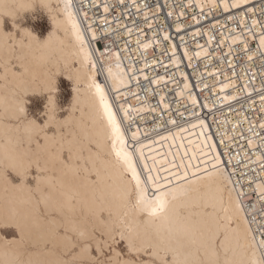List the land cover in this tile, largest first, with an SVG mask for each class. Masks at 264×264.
<instances>
[{"label": "bare ground", "instance_id": "bare-ground-1", "mask_svg": "<svg viewBox=\"0 0 264 264\" xmlns=\"http://www.w3.org/2000/svg\"><path fill=\"white\" fill-rule=\"evenodd\" d=\"M140 1L0 0V18L24 30L0 32V229L18 232L13 240L0 232V264H264V142L239 122H250L249 110L252 118L264 113L255 108L264 103V76L254 69L235 78L218 67L205 79L199 70L213 45L261 56L264 19L220 41L195 31L220 14L264 17V0H164L165 9ZM127 3L152 20L147 26L170 19L206 45L185 32L176 40L167 31L117 36L127 27L118 6ZM38 8L50 18L43 37L19 24ZM132 51L138 60L124 59ZM196 63L194 83L183 71ZM61 76L72 84L70 105L60 115L57 104L44 126L29 114L30 97L53 84L57 96ZM235 103L248 110L236 112ZM110 247L108 259L93 255Z\"/></svg>", "mask_w": 264, "mask_h": 264}, {"label": "built area", "instance_id": "built-area-1", "mask_svg": "<svg viewBox=\"0 0 264 264\" xmlns=\"http://www.w3.org/2000/svg\"><path fill=\"white\" fill-rule=\"evenodd\" d=\"M145 2L147 3L148 7H154L156 4V0H141L140 1L141 5H143ZM158 2L161 3L163 9L166 8V6L164 4V0H160ZM179 2H181L180 4L182 5L183 1H179ZM133 6L134 5L132 3H127L126 5L118 6L119 9L123 12V15L119 16L117 18L118 19L117 21H120V22L125 21L127 24V27L125 26L124 28H122V27L117 28L118 29V31L116 32V33H118L117 36L121 35V32L126 31V30H130L131 32L137 31V34H140V35H143V33H145V35H147V36H149V35L151 36V32L167 31L173 37V40H176V35H178L182 32H185V31L176 32L173 28V23L170 19H168V21H166L165 23L159 22L157 24H154L151 27L147 26L146 24H148L152 20L141 18L142 14H140V12H138L136 9H134ZM126 7H128V8H126ZM261 7H264V3H258L257 4V8H261ZM239 12L240 13L243 12V14H244V10L239 11ZM257 12H256V14L251 12V11L245 12V14H244V17L246 18L244 21L245 26H242V24L239 21V17H240L239 14L240 13L234 14L233 20L230 17H228L226 14H220L214 18L212 23L207 22L203 26H200V27L198 26V28L195 27V31H201L200 29L206 30L209 33H211V35L213 37H216L220 41V39H223V37L221 35H223L225 32H228V31L236 32L237 27H239V28L245 27L247 29H252L254 27L253 26L254 22L258 23V22H260V19L261 20L264 19L262 13H257ZM96 15L97 16L102 15L101 11L100 10L97 11ZM157 16H159L160 19H163V17H165V14L164 13H158L154 17H157ZM255 19H257L259 21H256ZM185 33L187 35L193 37L194 40H192V41L197 42L198 40H201V42L204 41L203 44L206 45V41H205V38L203 35L199 36L198 33H190V32H185ZM164 42H165L164 46H163L164 50H163L162 54H164V57L166 58V60H168L169 57H171L168 54V52H170L171 42L168 40H165ZM116 43H119V44L128 43L129 47H131L130 40H128V38H125V37L124 38L118 37ZM177 43L181 47V45L179 43V39L177 40ZM119 44L116 46L118 49L121 46ZM188 44L192 50L196 49L195 46H191L190 43H188ZM109 46H111V45H109ZM253 47L255 48L256 46L253 45ZM211 52H212V55L204 58L205 59L204 68L199 69L204 73V76H206L205 79L214 77L213 75L209 77L206 74V70L214 69V68H218V67H222L220 72H224V71L231 72L232 76H235V78L237 77V75H241V74H243V75L248 74L249 76L252 74H256L255 70H259L262 74V77L264 76V53L261 56H258L257 58L247 59L244 57V55H243L244 53H242V52L233 53L231 50H229V47L227 44H225V46L224 45H213L211 47ZM122 56L124 57V59L130 60V61L131 60L137 61L138 60L137 57H139L138 53L135 51L123 54ZM145 58L148 60H153V59L156 60V58L159 59L158 55L157 56H151V57H145ZM222 63H226V64L231 63V65L226 67L225 66L226 64H224L222 66ZM193 66H194L193 68H190L188 65H186L184 71L180 67H177L176 70H178L180 68L183 72L186 73L187 78H190L191 80L194 81V83H197L196 82L197 81L196 76H197V73L199 72V70H198L199 66L197 63L194 64ZM157 72L161 74L164 71H157ZM263 83H264V80H263ZM241 87L242 86H240L239 88L241 89ZM165 89L166 88L163 87L157 91L162 92ZM206 90H208V89H206ZM257 93H259V92H257ZM154 94H155V92L150 94V98H153L154 103H158L159 102L158 98L156 99V96ZM238 104H242V105L236 107V112L241 110V109L248 110L246 108V106L244 105V103H235L234 105H238ZM255 105H256L255 108L262 109V110L264 109V103H256ZM182 106H183L182 108H186L184 103H182ZM205 111L207 114L205 113L202 115L206 119L210 118V116L212 115L211 111H208L207 109H205ZM254 111H250V110L247 111V113L249 114V118H248V120H250L249 123H247L245 121L241 122V120H239V122L243 124L242 126H244V127L247 126V131H244L245 136L252 135L253 132H257L260 134L258 136H260V138L264 142V127H261L262 123H260V121H261L260 119L264 118V113L262 112L260 114V116H261L260 119L259 118H252L250 116V113L254 112ZM237 118H238V116H237ZM238 119H241V118H238ZM259 151H261V153L264 154V150H259ZM263 169H264V167H263Z\"/></svg>", "mask_w": 264, "mask_h": 264}, {"label": "rangeland", "instance_id": "rangeland-1", "mask_svg": "<svg viewBox=\"0 0 264 264\" xmlns=\"http://www.w3.org/2000/svg\"><path fill=\"white\" fill-rule=\"evenodd\" d=\"M27 13H29V14H27ZM27 13H25L24 16L22 17V19H20L21 21L19 22V24L22 27H29V28L33 29L35 32H38V35H40V37H43L51 29L50 18L48 16V14L46 12L44 13L43 10L40 9V8L36 9V11L27 12ZM38 13H39V15H38ZM30 15H32L31 18H30ZM6 22H7L5 24L6 29L8 31H11V29H10V21L6 19ZM58 85H59V88H60L59 89V93L57 95L58 108L59 109L61 108L59 110V112H61L60 115H65L64 114L66 112L65 109L67 107H69L70 102H71L70 98H72V84L67 79H65L63 76H61L59 78V84ZM42 97H43V95L42 96L39 95V96L30 97V102L28 103V109L30 111L29 114H32L31 116L33 118L36 117L35 119L37 121H39L40 123H41V120H44L46 118L45 116L42 115V113H43V105L41 103ZM43 117H44V119H43ZM0 230H1L0 232H1L2 236H4V238H6L8 240H13V239L18 238V232L13 227H10V228L9 227H2ZM14 236H15V238H14ZM118 247L122 251V253L126 256L127 253H126V246H125V244H121ZM111 250H113L112 247H110L109 250H104L103 251L104 256H102V255H99L98 252L94 249L93 255L96 258H98V261H101V260L104 259V257L106 259H108L111 256V253H112Z\"/></svg>", "mask_w": 264, "mask_h": 264}, {"label": "snow or ice", "instance_id": "snow-or-ice-1", "mask_svg": "<svg viewBox=\"0 0 264 264\" xmlns=\"http://www.w3.org/2000/svg\"><path fill=\"white\" fill-rule=\"evenodd\" d=\"M41 6H46V4L44 3V0H41ZM225 7H227V5ZM10 29L14 31H6L5 21L3 20V18H0V32H3L5 36L11 37L15 34V31H24L20 29L19 25L17 24L14 18L10 22ZM26 35L31 36V33L26 32ZM97 88L99 90V86H97ZM55 93H56V86L55 84H53L48 89L47 93L43 95L42 100H41V103L43 105L42 115L45 117H48L49 120L52 118V114H54L57 109L58 100H57V96L55 95ZM33 123H35V121H33ZM41 123L44 124V126H47V121L41 120ZM262 243H264V241H262ZM132 251H133V248L130 246L129 252H132ZM117 264H137V262L134 259H131V260L123 261V262L118 261ZM140 264H153V262L150 260H145V261H141Z\"/></svg>", "mask_w": 264, "mask_h": 264}]
</instances>
